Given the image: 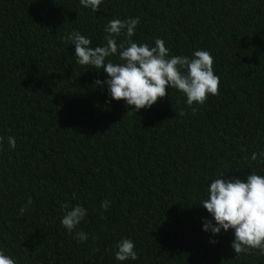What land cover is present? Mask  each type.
<instances>
[{"label": "trees", "instance_id": "1", "mask_svg": "<svg viewBox=\"0 0 264 264\" xmlns=\"http://www.w3.org/2000/svg\"><path fill=\"white\" fill-rule=\"evenodd\" d=\"M135 17L133 42L213 56L219 95L194 103L195 115L170 87L131 111L63 39L78 31L103 46L109 20ZM0 136V251L16 264H264L257 250L235 254L233 230L205 231L215 221L200 205L220 173L264 175V157L251 160L264 152V0H102L98 12L79 0H0ZM61 203L87 209L72 235ZM124 238L137 260L115 259Z\"/></svg>", "mask_w": 264, "mask_h": 264}, {"label": "clouds", "instance_id": "2", "mask_svg": "<svg viewBox=\"0 0 264 264\" xmlns=\"http://www.w3.org/2000/svg\"><path fill=\"white\" fill-rule=\"evenodd\" d=\"M80 5L93 12L100 10L102 0H79ZM140 23V18L126 20L112 19L104 28L106 43L103 46L92 47V41L73 31L64 36L65 43L75 45L76 62L81 66H89L96 70L103 69L107 79H97L96 86H107L112 100L125 101L129 109L138 112L140 109L151 108L158 100L167 96V88L176 89L186 96V103L193 115L198 111L192 107L194 103L203 105L209 95H219L220 78L214 73V58L209 51L196 50L191 58L188 56H169V49L163 39L157 38L155 46L138 44L131 37ZM126 34L127 39L118 43L117 37ZM118 55L119 62L109 59ZM181 111L179 115H186ZM4 137L0 136V147ZM8 145L15 149L16 138L7 137ZM258 155L264 157V152L252 153L251 160L256 161ZM244 159H248L247 156ZM220 173L207 187V198L200 205L213 217L204 221V230L213 235L220 234L221 229L234 232L231 247L236 255L250 254L257 250L264 255V175L255 172L246 179L222 178ZM76 194L73 193V199ZM28 198L26 205L21 206V215L32 205ZM110 201L101 202V208L107 211ZM64 215L62 226L69 235L84 220L87 209L80 204L74 206L61 203ZM103 219V217H101ZM74 239L83 243L88 235L83 231H76ZM218 241L213 240L212 243ZM115 259L117 261L138 259L133 240L124 238L118 241ZM0 264H16V261L0 251Z\"/></svg>", "mask_w": 264, "mask_h": 264}]
</instances>
